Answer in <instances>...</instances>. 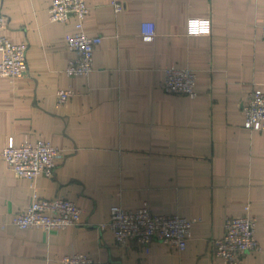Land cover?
<instances>
[{"label":"crops","instance_id":"0c3cea01","mask_svg":"<svg viewBox=\"0 0 264 264\" xmlns=\"http://www.w3.org/2000/svg\"><path fill=\"white\" fill-rule=\"evenodd\" d=\"M85 2L83 30L102 41L95 71L68 77L76 18L51 22L52 0H1L0 34L27 45L29 74L0 77V153L44 141L63 155L52 177L33 183L0 157V264H60L76 253L107 264H225L211 240L247 206L261 251L238 264H264V132L246 129L242 112L248 94L264 88V0ZM144 23L155 27L151 41L142 39ZM171 66L196 71L195 98L164 91ZM60 88L74 92L63 106ZM34 195L74 202L82 226L17 229L13 221ZM145 202L154 214L197 220L184 251L158 242L122 249L98 228L113 206Z\"/></svg>","mask_w":264,"mask_h":264},{"label":"built area","instance_id":"2783aa9c","mask_svg":"<svg viewBox=\"0 0 264 264\" xmlns=\"http://www.w3.org/2000/svg\"><path fill=\"white\" fill-rule=\"evenodd\" d=\"M116 13L123 6L112 3ZM89 7L85 0H52L49 8L50 21L67 23L73 16L76 18V31L66 42L68 51L74 54L65 69L68 77L90 76L94 71L93 53L101 43V37H90L84 30V19ZM5 18L1 12L0 0V31L4 28ZM145 26H150L145 30ZM264 39V23L262 25ZM155 27L152 23H144L142 39H154ZM27 45L14 44L0 34V77L10 80L28 76L26 61ZM197 74L190 68L167 67L164 70L163 89L166 93L185 95L195 98ZM74 96L69 88H60L56 92V103L63 106ZM244 127L251 131L264 132V88H254L242 107ZM63 151L48 142H23L20 145L10 143L5 147L0 157L7 167L18 177L31 183L40 177L53 176L56 161ZM247 214L241 217H226L224 234L221 238L211 240L213 253L225 264H238L241 258L251 252L261 251V246L255 237L256 219ZM82 210L72 201L64 198L42 199L34 195L32 202L16 215L13 225L19 230L39 229L49 234L70 227L82 226ZM197 220H189L179 215H158L152 212L147 202L137 209L113 206L107 223L99 225L100 230L108 228L116 244L122 249L132 246L147 251L150 245L158 242L168 248L182 252L186 249L191 237V228ZM60 264H107L88 254L76 253L65 255Z\"/></svg>","mask_w":264,"mask_h":264},{"label":"clouds","instance_id":"9594fccd","mask_svg":"<svg viewBox=\"0 0 264 264\" xmlns=\"http://www.w3.org/2000/svg\"><path fill=\"white\" fill-rule=\"evenodd\" d=\"M150 26H145V30H147Z\"/></svg>","mask_w":264,"mask_h":264}]
</instances>
